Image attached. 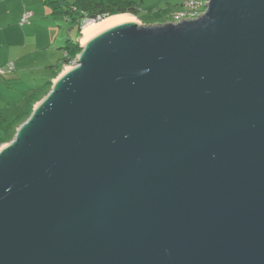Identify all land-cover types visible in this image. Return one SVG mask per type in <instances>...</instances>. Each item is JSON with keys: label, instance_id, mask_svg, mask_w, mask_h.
<instances>
[{"label": "water", "instance_id": "water-1", "mask_svg": "<svg viewBox=\"0 0 264 264\" xmlns=\"http://www.w3.org/2000/svg\"><path fill=\"white\" fill-rule=\"evenodd\" d=\"M134 18L0 145V264H264V0Z\"/></svg>", "mask_w": 264, "mask_h": 264}, {"label": "rangeland", "instance_id": "rangeland-1", "mask_svg": "<svg viewBox=\"0 0 264 264\" xmlns=\"http://www.w3.org/2000/svg\"><path fill=\"white\" fill-rule=\"evenodd\" d=\"M65 1L66 3H72L76 0ZM136 1H142L139 16L145 23L167 21L170 13L174 9H179L182 2V0ZM35 9L34 16L32 15L29 22L24 26V28H28V47H30V44H35V50L25 52L16 61L0 64V68L4 69L0 73V111L11 122L21 113L22 106L27 101L29 93L33 90L38 91L37 88L44 79H49L54 74V68L51 65H54L62 55V51L58 49V46H65L67 38L70 39L69 41L75 42L82 30L78 31L79 25H72L63 18L57 21L52 19L49 16L50 9L40 1L35 4ZM50 39L52 40L50 45L39 48V45H44ZM9 64H12L11 68L8 67ZM36 102L33 103L32 108ZM24 117L13 123V131L14 128L16 130Z\"/></svg>", "mask_w": 264, "mask_h": 264}, {"label": "trees", "instance_id": "trees-1", "mask_svg": "<svg viewBox=\"0 0 264 264\" xmlns=\"http://www.w3.org/2000/svg\"><path fill=\"white\" fill-rule=\"evenodd\" d=\"M43 2L51 9L55 18H63L72 25H79L78 31L90 20L98 21L116 14L128 13L141 19L139 16V4L132 0H76L72 3H66L65 0H43ZM69 40L67 38L65 46H58V49L62 51V55L58 58L55 65H51L54 68L53 77L57 75L64 65L70 64L81 50L77 40L75 42ZM50 85V78L44 79L38 86V91H31L27 101L22 106L21 113L14 121H9L0 111V144L13 138L15 133V128L14 131L12 129L13 123L17 122L21 117L25 116V119L29 115L33 103L46 94L50 89Z\"/></svg>", "mask_w": 264, "mask_h": 264}, {"label": "crops", "instance_id": "crops-1", "mask_svg": "<svg viewBox=\"0 0 264 264\" xmlns=\"http://www.w3.org/2000/svg\"><path fill=\"white\" fill-rule=\"evenodd\" d=\"M38 1L44 4L43 0H0V64L8 63L10 61L13 62L14 60L16 61L25 52L35 50V44H30V47H28V28H24L25 24L27 23L21 24L20 20L24 13L30 14L29 20L31 19L32 15L34 16V11L36 10L35 4ZM132 1L137 2L139 7H141L142 1ZM49 16L56 21L60 19L54 17L51 9ZM134 17V19L138 20L139 22H144L137 16ZM154 22L160 23L158 21ZM51 43L52 40L50 39L46 41L44 45H39V48H44V46L50 45ZM53 78L54 77L52 75L50 80L52 81Z\"/></svg>", "mask_w": 264, "mask_h": 264}, {"label": "built area", "instance_id": "built-area-1", "mask_svg": "<svg viewBox=\"0 0 264 264\" xmlns=\"http://www.w3.org/2000/svg\"><path fill=\"white\" fill-rule=\"evenodd\" d=\"M207 2L208 0H182V2L180 3V8L174 9L170 13L167 21L178 22L184 19L195 18L204 12L207 6ZM29 15L30 14L28 13H24L20 20V23L21 24L28 23ZM75 63H76V57L70 64L64 65L63 68L69 65H73ZM8 67L11 68L12 64H9ZM3 70H4L3 68H0V73H2Z\"/></svg>", "mask_w": 264, "mask_h": 264}, {"label": "bare ground", "instance_id": "bare-ground-1", "mask_svg": "<svg viewBox=\"0 0 264 264\" xmlns=\"http://www.w3.org/2000/svg\"><path fill=\"white\" fill-rule=\"evenodd\" d=\"M118 15H123V14H116V15H112V16H109V17H106V18H103V19H100L99 21H97V22H90L89 21V23H87L85 26H83V28H82V30H81V37H82V35L88 30V29H90L91 27H93V26H95V25H97V24H99V23H101V22H103V21H105V20H107V19H109V18H112V17H115V16H118ZM92 21V20H91ZM81 37H80V39H81ZM80 39H79V42H80Z\"/></svg>", "mask_w": 264, "mask_h": 264}]
</instances>
